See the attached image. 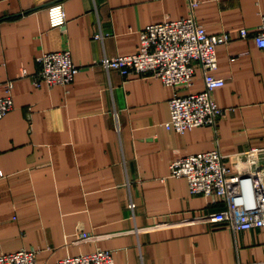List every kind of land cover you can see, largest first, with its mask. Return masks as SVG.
Here are the masks:
<instances>
[{"label": "crops", "instance_id": "0c3cea01", "mask_svg": "<svg viewBox=\"0 0 264 264\" xmlns=\"http://www.w3.org/2000/svg\"><path fill=\"white\" fill-rule=\"evenodd\" d=\"M57 1L63 28L49 21ZM191 1L0 0V82L15 81L14 108L0 121V253L35 248L38 264L99 248L116 264H264V225L233 231L187 221L225 203L171 174L182 156L264 147V49L241 35L258 29L264 0H196L195 17L210 33L233 36L217 47L214 73L226 83L213 96L226 113L216 127L166 126L176 91L204 89L200 65L191 86L175 87L99 62L138 52L143 28L189 16ZM65 48L80 67L74 81L35 85L37 57Z\"/></svg>", "mask_w": 264, "mask_h": 264}, {"label": "built area", "instance_id": "2783aa9c", "mask_svg": "<svg viewBox=\"0 0 264 264\" xmlns=\"http://www.w3.org/2000/svg\"><path fill=\"white\" fill-rule=\"evenodd\" d=\"M198 1H191V14L179 19H166L147 25L141 30L139 51L116 56L105 55L100 64L108 71L118 70L123 76L132 74L153 75L167 85L188 87L194 82L196 67L203 69L205 87L202 91L175 94L170 99L169 129L184 132L195 126L216 127L225 115L213 91L226 83L225 78L214 73L218 66L217 47L233 39L228 32L210 33L195 17ZM52 27H65V4L57 1L48 6ZM253 34L258 46L264 49V12L258 29L250 32L241 29L242 36ZM101 37V33H96ZM39 71L34 75L37 86L68 85L75 79L80 67L74 62L69 48L44 51L37 57ZM14 80L0 82L6 93L0 96V121L14 108ZM116 125L120 129L119 113L115 111ZM236 163L237 170L232 169ZM171 174L186 177L193 194L221 197L225 208L205 212L187 221L223 222L233 231L250 230L264 225V147H250L233 154L219 148L201 151L174 160ZM134 208L136 203L130 202ZM93 237L81 233V239ZM38 249H19L0 253V264H38ZM50 264H116L113 252L99 248L88 253L67 255ZM195 264H204L197 262Z\"/></svg>", "mask_w": 264, "mask_h": 264}]
</instances>
